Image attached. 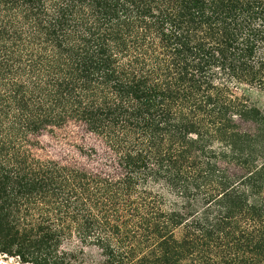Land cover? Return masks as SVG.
<instances>
[{
	"label": "trees",
	"instance_id": "16d2710c",
	"mask_svg": "<svg viewBox=\"0 0 264 264\" xmlns=\"http://www.w3.org/2000/svg\"><path fill=\"white\" fill-rule=\"evenodd\" d=\"M0 253L264 264V0H0Z\"/></svg>",
	"mask_w": 264,
	"mask_h": 264
},
{
	"label": "rangeland",
	"instance_id": "374dc122",
	"mask_svg": "<svg viewBox=\"0 0 264 264\" xmlns=\"http://www.w3.org/2000/svg\"><path fill=\"white\" fill-rule=\"evenodd\" d=\"M36 139L37 144L33 147V152L42 159H53L63 164L75 165L93 171L100 169L101 162L104 161L102 145L99 140L78 125L68 124L61 128H55L52 132H43ZM91 147L98 149V154L94 157L87 156L84 152ZM221 163L225 165L224 162ZM0 264L31 263H22L16 256L0 253Z\"/></svg>",
	"mask_w": 264,
	"mask_h": 264
}]
</instances>
